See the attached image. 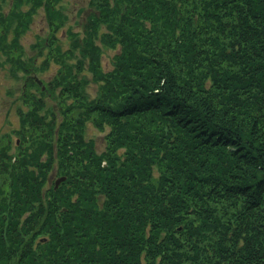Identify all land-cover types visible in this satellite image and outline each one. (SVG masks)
Here are the masks:
<instances>
[{"label": "trees", "instance_id": "1", "mask_svg": "<svg viewBox=\"0 0 264 264\" xmlns=\"http://www.w3.org/2000/svg\"><path fill=\"white\" fill-rule=\"evenodd\" d=\"M5 2L0 65L28 109L17 151L0 142V264H264V0H88L65 48L61 0Z\"/></svg>", "mask_w": 264, "mask_h": 264}, {"label": "rangeland", "instance_id": "2", "mask_svg": "<svg viewBox=\"0 0 264 264\" xmlns=\"http://www.w3.org/2000/svg\"><path fill=\"white\" fill-rule=\"evenodd\" d=\"M11 0H6L3 10L7 11ZM61 6L64 9L67 15V22L62 30L59 31L58 37L62 40V48H65L68 45V40H65V28H71L75 31L81 32L83 29V23L85 22L86 15L91 10L88 7V0H61ZM47 25L46 20L44 19L43 9H40L37 14L34 15L33 21L30 24V27L27 29V32L23 34L20 38V41L24 52L25 58L28 56H34L37 54L36 48L33 46V43L36 42V37L45 36L47 33ZM117 51V49H109L107 47L103 48V54L101 55L102 66L103 69L107 70L111 67L112 64V56ZM42 56L36 58V63L38 65L41 63ZM8 64L4 66L0 65V142L8 143L9 138L12 141L11 149L12 152L17 151L14 145V142L18 138L15 129H19L20 127V117H19V107L22 106L25 110H27V106L22 102V97L20 96L23 88V80L24 78L20 74L18 77H14L9 74ZM58 64L50 61V65L47 66L46 69L35 74L36 78L41 82L44 81L47 83L50 78L56 74ZM85 72V76L88 79V84L85 86V90L87 95L90 97H94L97 93V83L91 81V73L89 71H83L80 77L83 76ZM32 91L36 92L34 88H31ZM55 96L49 95L44 96V100L46 101V105L51 106V110L58 109L60 107V100L58 97V90H55ZM70 101V99H67ZM86 136L94 139L95 146L98 151L104 149V132L106 130H100L96 125H93L90 121H87L85 128ZM29 139V138H28ZM52 171L49 173V180H55V166L52 167ZM55 182V181H54Z\"/></svg>", "mask_w": 264, "mask_h": 264}, {"label": "water", "instance_id": "3", "mask_svg": "<svg viewBox=\"0 0 264 264\" xmlns=\"http://www.w3.org/2000/svg\"><path fill=\"white\" fill-rule=\"evenodd\" d=\"M62 179H64V177H58V178H56L55 180V186H57L60 182H61V180Z\"/></svg>", "mask_w": 264, "mask_h": 264}, {"label": "flooded vegetation", "instance_id": "4", "mask_svg": "<svg viewBox=\"0 0 264 264\" xmlns=\"http://www.w3.org/2000/svg\"><path fill=\"white\" fill-rule=\"evenodd\" d=\"M1 141V140H0ZM10 141V140H9ZM18 143V142H17Z\"/></svg>", "mask_w": 264, "mask_h": 264}]
</instances>
